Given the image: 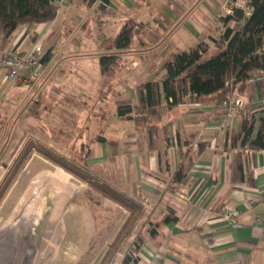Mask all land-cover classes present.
Listing matches in <instances>:
<instances>
[{
  "label": "crops",
  "instance_id": "crops-1",
  "mask_svg": "<svg viewBox=\"0 0 264 264\" xmlns=\"http://www.w3.org/2000/svg\"><path fill=\"white\" fill-rule=\"evenodd\" d=\"M201 1L94 0L88 4L86 0H71L68 6L59 11L68 10L72 14L76 8L85 11L73 25L68 18L56 23V15L53 21L21 26L7 42L0 41V51H8L13 48L25 50L36 40L42 39L41 59L48 51L52 54L50 61L42 65L35 84L28 87L14 85L6 80L4 69H0V90L5 92L6 97L10 92L12 96L18 94L21 88L28 89L27 94L39 92V96L44 97L52 106L50 108L44 104L38 116L46 108L52 116V107H58L62 102L68 105L70 97L83 96L88 90L102 95L108 92L110 80L107 81L105 77L119 75L117 70L120 57L125 51L133 52L129 48L134 41L138 45L136 52L140 54L137 58L141 61L160 56L158 72L148 82H161L166 75L163 65L174 54L199 43L205 44L209 52L218 49L213 33L221 24V8L225 0H212L214 8L210 5L206 15L200 14V21L191 16L190 7L195 3L194 9H197ZM89 18L97 27L95 29L93 26L89 32L96 37L101 49L99 58L105 55L118 57L114 71L109 76L100 74L97 80L44 79L47 70L55 58L62 54L65 46L71 41L76 46L75 37L80 33L84 35ZM128 20L141 27L129 48L106 50L99 46L101 38L114 37ZM117 22L121 27L115 31L114 25ZM109 31L115 33L110 35L107 33ZM85 35L88 33L85 32ZM51 40L48 48L46 44ZM137 67L138 62L134 61L131 68L125 69L130 72ZM132 75L139 82L136 73ZM142 83L140 81L138 85ZM93 84L95 87L88 89ZM241 91L243 111L254 113L255 117L264 116V81L244 86ZM52 92L61 98H52ZM87 96L89 100L81 102V108L88 110L90 117L78 129L80 141H84V136L88 140L84 162L86 170L102 180L113 182V185L136 200L139 196L144 207L143 221H147V225L150 222L160 223L159 239L162 245L156 246L158 240L147 239L137 251L138 261L130 264H264V157L258 150L248 146L230 149V136L238 132L239 119L232 122L229 133L219 134L216 129L220 106L216 108L205 97L189 102V96H186L182 103L171 109H166L162 103L160 117L154 124L149 121L148 124L136 125L133 119L117 117L115 103L128 100L132 106H137V91L132 98L118 94L110 110L105 99L98 95H85L83 98ZM88 102L91 106L87 105ZM150 131H153V135H150ZM186 149L192 157V166L185 182L174 185V191L168 192L166 188L170 175L182 160ZM236 152H240L244 178L233 183L232 163ZM54 195L56 201L59 196L56 192ZM250 200L254 201L251 206L248 205ZM64 206L57 223L66 229L68 223L63 219V213L73 214L71 216L75 220L77 208L70 204ZM169 209L178 221L161 223ZM233 209L237 211L235 228L230 227L222 218L224 211ZM259 216L263 218V223L255 222ZM67 239H70L69 235ZM8 253L13 256L10 249H7L2 253L3 257L0 254V261L8 259ZM31 257L28 251L19 260L35 258Z\"/></svg>",
  "mask_w": 264,
  "mask_h": 264
},
{
  "label": "rangeland",
  "instance_id": "rangeland-1",
  "mask_svg": "<svg viewBox=\"0 0 264 264\" xmlns=\"http://www.w3.org/2000/svg\"><path fill=\"white\" fill-rule=\"evenodd\" d=\"M194 5L195 3H192L190 7L191 16L200 21L202 19L200 14L206 15L210 5L214 8L212 0H202L197 9H194ZM200 11L201 13H198ZM68 12L58 11L56 23L68 18L73 25L85 11L76 8L73 14ZM90 19L87 21L85 31L88 35H85L84 31V35L78 34L75 37L76 46L72 41L68 43L62 54L55 58L44 79L59 78L69 81L76 78L97 80L101 77L98 67L101 49L97 45L96 37L90 35L89 31L95 27ZM120 27L117 22L114 25L115 31ZM107 33L111 35L115 32ZM52 40L46 44L48 48ZM137 48L138 45L134 41L133 46L129 48L133 52L125 51L122 54L118 62L119 75L105 77L107 81L110 80L107 85L108 92L102 95L88 90L85 95H98L105 99L109 110L113 108L118 94H121V97L132 98L140 81L146 83L155 77L158 72L157 63L160 60V56H155L150 60L141 61L137 58L140 56L136 52ZM134 61L138 62V67L127 71L125 68H131ZM133 72L138 76L139 82L135 80ZM93 87L95 84L89 85L88 89ZM27 90L21 88L18 94L12 96L10 92L7 97L5 92L0 90V185L24 146L30 142L39 145L32 150L5 197L0 201V254L7 249L13 254L12 256L8 253L9 258L0 263L99 264L108 250L111 254L114 253L109 264H119L136 234L144 235V238L148 239L146 231L150 229V225L143 221L144 214L137 220L121 247L115 249L112 243L129 217V210L106 197L99 188L66 172L39 153L46 154V151L50 150L71 163L84 159L88 140L84 136V141H80L78 129L84 124L83 121L90 117V112L81 108V102L88 101V96L70 97L68 105L62 102V105L52 107V116L48 113L50 110L46 108L47 110L39 115L42 117H39L38 114L44 104L50 108L52 105L44 97H40L39 92L27 94ZM50 95L55 99L61 98L59 94L53 92ZM87 105L91 106L89 102ZM37 147L46 151L37 150ZM98 179L109 188L127 195L124 190L113 185V182L109 183L100 177ZM55 192L59 196L56 201ZM137 197V201L140 202L139 196ZM69 204L76 206L77 213L74 211V215L77 214V218L74 220L71 216L73 214L63 213V219L68 223V228L64 229L57 223V218L62 215L61 208ZM74 227L77 229L73 230ZM67 235L70 239L66 240ZM28 251L35 258L19 260L20 256Z\"/></svg>",
  "mask_w": 264,
  "mask_h": 264
},
{
  "label": "trees",
  "instance_id": "trees-1",
  "mask_svg": "<svg viewBox=\"0 0 264 264\" xmlns=\"http://www.w3.org/2000/svg\"><path fill=\"white\" fill-rule=\"evenodd\" d=\"M55 1L0 0V41L7 42L12 33L21 26L36 25L48 21L55 15L56 9L53 4ZM86 1L88 4L94 2V0ZM246 6L250 9L247 17L243 10L237 7L232 16L220 18V22L224 25V31L220 38L214 40L218 45L216 51L209 52L205 44L199 43L186 51L174 54L173 58L163 65L166 75L161 82L152 81L137 86V106H132L128 100H118L115 103L117 117L133 119L136 125L148 124L149 121L154 124L160 117L162 103L166 109H171L182 103L186 96H189L187 98L189 102H195L204 97L208 98L216 108H219L227 92L226 82L229 80L234 83L244 81L250 71L264 69V0H246ZM140 31L139 25L128 20L114 37L101 38L99 46L106 50L127 49ZM51 57L52 54H49L48 51L40 60L41 65H46ZM117 59L116 55L100 57L98 66L101 74L109 76L114 71ZM192 95L194 97H191ZM254 115L249 112L247 116L238 118L240 120L239 130L230 136V149H241L248 146L253 150L264 151V116L255 117ZM150 135H153V131H150ZM36 146L39 145L30 142L22 149L10 172L5 175L0 185V201ZM85 147L87 151V145ZM37 150L46 151L38 147ZM49 152L39 153L48 157L66 172L99 188L106 197L129 210V217L112 243L115 249H119L133 230L137 220L143 215V205L129 195L121 194L102 184L98 177L96 178L88 170L86 171L84 163L86 157L79 162L71 163L65 157L55 155L50 150ZM239 153H235L232 163L233 183L240 182L244 178ZM191 166L192 157L189 150L186 149L182 154V160L170 175L166 191L173 192L174 185L183 184ZM171 221L178 220L174 216V212L169 209L161 223ZM159 226L160 223L150 222V229L146 231L148 240H158L155 243L156 246L162 245L159 239L161 235ZM145 241L144 235L136 234L127 251L122 255L119 264L137 262V251ZM113 255L114 253L111 254L107 250L99 264H109Z\"/></svg>",
  "mask_w": 264,
  "mask_h": 264
},
{
  "label": "built area",
  "instance_id": "built-area-1",
  "mask_svg": "<svg viewBox=\"0 0 264 264\" xmlns=\"http://www.w3.org/2000/svg\"><path fill=\"white\" fill-rule=\"evenodd\" d=\"M71 0H56L53 4L55 6V15L48 21H53L57 12L65 6L70 4ZM241 8L247 17L250 9L246 6V0H225L221 12L222 17L232 16L235 8ZM46 21V22H48ZM224 31V25L219 24L217 30L213 33L215 38H220ZM42 39L36 40L25 50L19 48H13L8 51H0V69L5 71V79L9 80L14 85L29 86L35 84L42 65L40 63L43 44ZM264 81V69H254L250 71L248 77L244 81L234 83L229 80L225 83L227 92L220 104L219 118L217 125V133L226 134L230 132L231 124L240 116H247V113L243 111L242 91L244 86L260 84ZM170 101V100H169ZM263 157L264 151L258 150ZM253 200L248 202V205H252ZM237 211L226 210L222 213V218L229 224L230 227L235 228L237 226ZM256 223H263L261 216L257 217Z\"/></svg>",
  "mask_w": 264,
  "mask_h": 264
}]
</instances>
